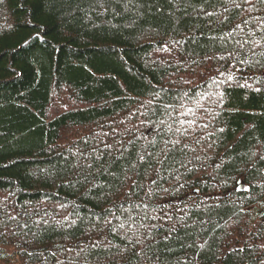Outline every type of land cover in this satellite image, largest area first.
<instances>
[{
    "label": "trees",
    "instance_id": "16d2710c",
    "mask_svg": "<svg viewBox=\"0 0 264 264\" xmlns=\"http://www.w3.org/2000/svg\"><path fill=\"white\" fill-rule=\"evenodd\" d=\"M0 260L264 263V0H0Z\"/></svg>",
    "mask_w": 264,
    "mask_h": 264
},
{
    "label": "rangeland",
    "instance_id": "374dc122",
    "mask_svg": "<svg viewBox=\"0 0 264 264\" xmlns=\"http://www.w3.org/2000/svg\"><path fill=\"white\" fill-rule=\"evenodd\" d=\"M5 250H6V253H7V254H11V253L13 252V250L10 249V248H7V249H5ZM0 264H5V263H3V262L0 260ZM262 264H264V263H262Z\"/></svg>",
    "mask_w": 264,
    "mask_h": 264
}]
</instances>
